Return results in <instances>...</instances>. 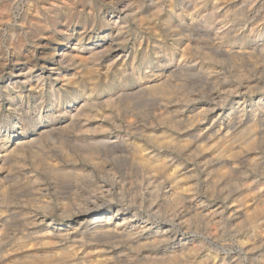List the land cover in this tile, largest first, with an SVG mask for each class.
<instances>
[{
	"label": "bare ground",
	"instance_id": "1",
	"mask_svg": "<svg viewBox=\"0 0 264 264\" xmlns=\"http://www.w3.org/2000/svg\"><path fill=\"white\" fill-rule=\"evenodd\" d=\"M138 4L135 5L131 0H117L118 12L116 18L114 15L111 20L118 31L123 28L122 24L126 23L128 16L143 25L144 22L153 21L150 18L154 17L150 15L152 12L144 13ZM200 6H207L212 16L222 14L225 18L236 11H242L243 16L246 10L248 18L240 19L241 22L226 23L220 19L222 23L225 22L222 24L220 21L213 22V19L206 24H195ZM193 10L187 15L189 17L186 21L181 19L185 21L184 24H169L171 51L161 55V47L153 49L157 57L154 63L148 53L143 66L146 70L134 82L135 85L128 82L124 85L126 88L115 93L113 84L108 82L103 88L99 84V88L92 85L89 91L74 89L69 110L66 108L61 111L68 117L67 123L61 128L70 132L67 134L69 143L72 141L74 146H82L78 142L79 138L88 137V141L95 147L92 151L97 150L98 154L111 158L110 162L106 160V164L101 162L105 165L101 168L108 170L111 169L110 163L120 166L121 162V168L125 167L129 171L135 169V172L138 170L142 174L140 189L135 190V198H127L131 185L124 175L118 177L111 172L113 177L108 179L103 174L97 179L93 175H86L85 179L95 180L91 190L83 187L80 181L74 180L72 183L70 180L71 183L66 184V193L73 202L75 200L73 205L65 200L59 203L53 213H32L26 206V200L20 199L23 198L20 191L39 178L34 171L25 167L28 165H25L22 155L27 148L33 157L38 147L35 150L32 146L40 141L38 138L45 134L47 136L54 129H60V126L54 124L51 129L44 127L36 130V136L22 137L24 130L19 125L21 127L6 131L0 138V264L10 263L6 262L5 253L1 250L8 228L14 231L20 229L23 235H27L20 237V241H24L22 245H15L16 264H264V0H195ZM97 44L89 42L88 46H84L78 40L61 43L52 52L49 63L42 68L38 66L40 69L34 66L33 70L23 62L15 65L7 78H4L3 87L7 92L12 89L31 91L36 88L38 91V87L44 85V74L55 83H60V86L69 78L73 85L72 80H75L77 73H70L69 67L82 62L80 65L83 66L84 61L92 60L98 54L102 58L103 73L114 72L117 63L123 72L126 71L130 58L126 59L132 54L126 53L123 45L113 39L107 46L106 43ZM162 56L169 59L166 65L161 62ZM223 60L229 64L231 62V69L233 64L241 68L238 67L239 79L230 80V69ZM89 70L93 79L101 72L96 66ZM96 73L98 75H94ZM76 80L75 83H78ZM89 82L88 85L91 84ZM195 84L201 86L199 91L195 90L198 89ZM191 86L195 89L191 90ZM57 91L54 90L56 101L60 99L61 92L59 89ZM95 92L98 95L106 93V101L115 105L108 111L97 114L94 111L93 118H87V114L82 119L83 109L88 105V99L96 95ZM124 96L142 108L139 110V105L130 104L132 108L125 111L123 116H117L122 107L114 101L122 100ZM142 105L147 106L149 114L142 111L145 108ZM46 113V117H49ZM91 154L89 152V158H93ZM70 159L72 161L73 157ZM18 166L24 176L19 170L22 176L17 174ZM53 166V169H60V165ZM258 166L263 170L256 174L253 169ZM75 167L76 164L72 167L74 172L87 171L86 168ZM65 170L63 175L67 176ZM238 179L239 187L236 185ZM234 185L236 190H233ZM82 193L83 199L81 197L82 200L78 201L77 197ZM11 194L21 197L13 200ZM196 217L204 219L208 224L205 228L208 236L220 241L218 250L224 251L222 255L204 249L207 236L201 239L195 233L193 238L185 237L191 230L192 218ZM159 221L161 225H158ZM12 247L6 249L10 251ZM229 247H237L238 252L229 254ZM16 249L23 252L19 254Z\"/></svg>",
	"mask_w": 264,
	"mask_h": 264
},
{
	"label": "rangeland",
	"instance_id": "2",
	"mask_svg": "<svg viewBox=\"0 0 264 264\" xmlns=\"http://www.w3.org/2000/svg\"><path fill=\"white\" fill-rule=\"evenodd\" d=\"M131 1L135 5L137 3H139L137 5L138 8H140L139 6H141L140 9L143 10V12L146 14H150L152 12L150 15H154V17L157 19H154V17L152 16L150 18H152L153 21L147 22V23L144 22V25H143L142 22H141L142 24L139 21L136 22L134 17L131 18L130 16H128L127 20L125 19L127 24L126 23L122 24V27L124 29L121 28L118 31L116 25L115 24L113 25V23H112L113 19L111 20V17H113L114 15H115L114 17L116 18V15L118 12L117 0H116V2H115V0H110V1L109 0H0V82H1V85H0V90H1L0 94L1 95L0 96L2 99L0 102V138L3 137V135H5L7 133L6 131H10V130L12 131L13 128H17V127L19 128L21 126L24 130L22 137L36 136V132L39 131L40 129H44V127L45 128L48 127L47 129H51L55 125L57 127L60 126V129H56V130L54 129V130H52V132L51 131H50V133L48 132L47 136H46V134L43 135L41 137L42 139L38 138V139H40V141L37 142L38 144L40 143L39 146L37 143L35 144V146H32L34 149L38 147L37 148L38 151L35 149L36 153H35V155H33V157H31L32 155L29 154L30 150L27 148L24 149V154L22 155V157H24V161L26 163L25 165H28V166H25V165L24 166L26 168L34 171L38 176L37 178H39V179L41 178V181H42L41 182L39 179L37 180V182L32 181L30 184L31 187L28 186L29 188L26 187V189H24L23 191H20L23 194V195H21L23 198H20V199L26 200V206L28 207V209L32 213H35V212L53 213L54 209L57 206H59L65 200H66L65 202H68V203L71 202L70 204L73 205L75 203V200L73 202V200L70 198L69 194L66 193V191L68 190V186H66V184L68 185L71 182L73 183L75 181H80V183L83 184V187H87L88 190L89 189L91 190V188H93L91 186H93V183L95 181V180H93V178L97 179V177L101 174H103L106 177V179H108L109 177H111V178L113 177L110 174L111 172L113 175L115 174L114 176L118 175V177H120V176L124 175V177H127L126 181L130 183L129 185H131V190L127 191V194H128L127 198L128 199L131 197L135 198V196H134V194H136L135 190L140 189V187H139L140 183L139 182L142 179V174H140V172L138 170H136V172L138 171L136 173L135 169H130V171H129V169H126L125 167L121 168L120 167L122 165L121 162H119L120 166H118V165L115 166L116 164L110 163L111 169L105 170L104 167H102L103 168L102 169L101 166H105L104 164L107 163L106 160L108 162H110L111 158L109 157V159H108L107 156L101 155L100 153L98 154L97 150L92 151L93 149H95V147L93 146V144H91V141H88L89 140V139H87L88 137H80L78 142L80 141V145H82V146H78V147L74 146V144L71 143L72 141L69 143L70 140L67 137L68 136L67 134L70 132L69 131L66 132L67 131L66 129L61 128L63 126V124L67 123V121H68L67 120L68 117L64 116V114H62L61 111H65L66 108H67V110H69L68 105H70V102H72V98L74 97V94H73L74 89L75 90H83V91L88 90L89 91V89H91L93 86H96L97 84H99V87L103 88L104 84L106 82H108L111 85L113 84L112 85V86H114L113 91L115 93V92L119 91L121 88H126V86H124V85L127 84L128 82L129 83L136 82L138 77H141L144 74V71L146 69L143 66H145L144 61H145L146 57L148 56L147 55L148 53L150 55L151 61L155 60V62L157 61V59H156L157 57L154 53L155 48L159 49L161 47L159 49L161 52V55H164V52H165V54H169L168 52L171 51V49H170L171 48V44H170L171 42L168 38L169 37V30H170L169 24H184L186 19H188V17H189V16H187V15H189V12L194 11L193 10V4L195 2V0H159V1L158 0H156V1L155 0H153V1L152 0H137V1L131 0ZM154 1L158 5V7H157V5H155ZM135 2H137V3H135ZM159 2H161V3L158 4ZM171 2H173V3H171ZM197 2H198V0H197ZM191 3H192V5H191ZM211 5H212V3H211ZM155 7H157V10ZM209 7H211V6L209 5ZM111 8H112V10H111ZM159 8H161L163 10H161ZM204 9L207 10V13ZM158 10L161 12H158ZM111 12L112 13L114 12L115 14H112ZM197 12H199V13H197L198 16L196 18L197 20H196L195 24H206L208 20L213 21V19H215L213 22L216 21L218 23H219L220 19L221 20L224 19L223 21H225L226 23H228L227 21H229V22H241L240 19H244V18L247 19L248 18L247 17L248 14H247L246 10L243 11V16H242V11H239V12L236 11L235 13L231 12L230 16L228 15L226 18L223 17L222 14H220L221 16L220 15L212 16V14L210 13L211 10H209V8H207V6H206V8L200 6L199 11H197ZM202 12H204V13H202ZM236 13H237V15H235ZM229 18H231V19H229ZM181 19H184L185 21L183 22V21H181ZM164 20H165V22H164ZM220 22L222 23V21H220ZM225 22H223V23H225ZM109 23H112V24H109ZM32 24H34V25H32ZM164 24H166V25H164ZM25 26H27V28ZM33 26H36V27H33ZM152 27H154V28H152ZM35 31H37V32H35ZM33 32H35V33L33 34ZM35 34L37 35V37ZM39 34H41V35H39ZM32 35H34V36H32ZM79 39H81V41ZM112 39L115 40V42L120 43V45H123L122 48H123V50L125 49L126 53L132 54L129 57H127V59H126V60H128L130 58L128 61L130 63L127 66L126 71H124V72L121 70L120 64L117 63L113 68L114 72L103 73L104 71L102 68V58L100 57L101 55L98 54L97 56L95 55V57H97V58L92 57V60L90 58V59L84 61L83 66L80 65V64H83V62H82L78 65L76 64V65H72L71 67H69L70 73L71 72L77 73L76 74L77 77L75 78V80L77 79L76 81L78 83H75V80L73 79L72 80V82L74 81L73 85L71 84V81L69 78L68 80L65 81L66 83L64 85H61L64 87H61L60 83H55V81L53 79H50L48 77V75L46 77V74H44V76H45V77L43 76L44 85L39 86L38 91L36 90L37 89L36 88L35 90H31V91H26V90L23 91L22 89H21L22 91L21 90L19 91L17 89H12L10 92H7L6 89L3 87L4 78H7V76L12 72L15 65L23 62V63L29 65L30 67H32L33 70L38 69L39 67L42 68V66L44 67L47 63H49L50 59L53 56V53L56 51L55 48L58 47L61 43H66L67 41L72 43V42H77V40H78V42H81L83 45L85 44L84 46H86L87 44L89 45V42H93L94 44L106 43V46H107L108 42L111 41ZM71 40H73V41H71ZM157 45H158V47H157ZM141 46H142V48H141ZM136 47H138V48H136ZM130 50H132V52H130ZM166 51H167V53H166ZM192 51H194V50H192ZM194 53H195V51H194ZM45 56H46V58H45ZM22 59H23V61H22ZM131 59H133L132 62L130 61ZM18 60H19V62H18ZM20 60H21V62H20ZM168 60L169 59L167 57H163L161 62H163L166 65L168 63ZM92 61H93V63H92ZM95 62L96 63L98 62V63L96 64ZM222 62L225 64V66L228 69H230V72H229V76H230L229 78H231L230 80L239 79V76H238V73H240V71L238 69L239 66H237V65L235 66L233 64L232 65L233 68L231 69V67H229L231 62H230V64L228 63V61H225V60H223ZM85 63H86V65H85ZM153 63H154V61H153ZM87 64H88V66H87ZM93 64H95V65H93ZM73 66H75V67H73ZM76 66H79L80 68L81 67L82 68L80 69ZM92 66L93 67L96 66L101 70L99 75L97 73L94 74V75H98V76H96V79L92 78V76H91L92 72L89 70V69H91V70L93 69ZM234 66H235V68H234ZM76 68H77V70H76ZM86 69L89 71H87ZM80 70L82 71L81 74H83V76H80L81 75V74H79ZM77 71H79V72H77ZM89 72L91 73V75ZM121 73H124V74H121ZM247 74H248V72H247ZM2 75H3V77H2ZM86 75H87V77H86ZM88 76H91V77H89V79H88ZM83 77H85L86 80H84ZM78 78H80V79H78ZM90 79H92V81ZM119 79L121 81L123 80V82H120ZM88 80L91 82V84ZM87 81L89 82L90 85L87 84L88 83ZM135 84L136 83H134V85ZM119 85H120V87H119ZM65 86H66V88H65ZM195 86H196V88L198 87V89H195L194 86H191L190 89L192 88V89H195L196 91H199L201 86H198L196 84H195ZM99 87L97 85L95 88H99ZM129 87H133V86H129ZM58 89L61 91L60 96H59L60 99H58L59 101L58 100L56 101L54 93L58 92L57 91ZM54 90H55V92H54ZM10 95H12V96H10ZM96 95L94 94L93 97L88 99L89 103L87 102L88 105L86 104V106L83 109V111L84 110L85 111L81 115L82 119L85 115L87 116V114L89 115L87 118H93L95 116V114L102 112V111H108L111 108H113V106L115 105L113 102H110V103L107 102L108 100L106 98L107 97L106 93L103 92V94H101L102 96L98 95V93H96ZM91 100H92V102H90ZM122 100L117 99L114 101L116 104L118 103V105L120 107H122L120 114L117 115V116L120 115V117L123 116L124 112L128 111L130 109V107L132 108V105L134 106V104L136 103L134 100H132L131 98H128L127 96H124V98L122 97ZM9 101H10V103H9ZM104 101H106V102H104ZM132 101H134V102H132ZM58 103H59V105H58ZM130 104H132V105L130 106ZM135 105H139V104H135ZM139 106H140V108L139 107L138 108L140 110L142 107H141V105H139ZM142 106L145 107L142 111H145V113H148L147 106L146 105H142ZM90 107L92 108L91 109L92 111L90 110L92 113L88 112L89 111L88 109H90ZM86 108H88V109L86 110ZM59 109H60V111H59ZM97 109H98V112H96ZM46 112H48L49 117H46V115H47ZM41 116H42V118H41ZM41 121H42V123H40ZM51 123H53V124H51ZM19 125H21V126H19ZM62 129L64 131H62ZM64 133H65V136L63 137ZM52 134L53 135L56 134L57 136L56 135L53 136ZM45 137H47L48 139ZM59 138L61 140H59ZM51 139L53 141H51ZM63 139H65V140H63ZM83 140H85V142ZM58 142H59V144H61L63 146L59 145ZM67 144H69L68 147H67ZM83 144H85V145H83ZM70 145H71V147H70ZM40 146H42L41 147L42 149L40 148ZM55 146H57V147L55 148ZM60 146H61V149H59ZM43 147L45 148V150L43 149ZM91 147H92V149H91ZM64 148H65V150H68V151L63 150ZM78 148H79V150H78ZM40 149L44 150V151H41ZM58 149L61 151L59 152ZM85 151H86V153H85ZM38 152H40V153L38 154ZM64 152L65 153L68 152V153L65 155ZM89 152L93 153V154H91L93 156V158H89V156H88ZM45 153H46V155H45ZM47 153H49V154H47ZM52 154H55V155H52ZM68 154H70L69 157L70 156L73 157L74 160L72 159V161H71V159H70L71 157L70 158L67 157ZM85 154H87V155H85ZM98 157L101 159H99ZM102 157L104 160L102 159ZM44 158H46V160ZM49 158H51V159H49ZM92 159H93V161H92ZM48 160L50 161V164H48L49 163ZM60 162H61V164H60ZM85 162H87V163L89 162V163L87 164ZM101 162L104 164H100ZM90 163H92V164H90ZM69 164H71V165H69ZM74 164H76L75 168H77V167L78 168L81 167L84 169L86 168L87 171L74 172L72 169ZM55 165H58V166L60 165L59 166L60 169L59 168L53 169L52 166L58 167ZM62 165L64 167L68 166V168L67 167L64 168ZM88 165H92V166L87 167ZM17 168H18L17 174H19L22 170L20 169V166H18ZM124 168L126 169V172L124 171ZM35 169H36V171H35ZM67 169H71V170H67ZM122 169H123V171H122ZM55 170L57 172H55ZM64 170H65V173H67V176H66V174H65V176L63 175ZM75 170H77V169H75ZM98 170H100V171L102 170V171L100 172ZM256 170H257V172H256ZM262 170H263V168L261 166L256 167L255 170L253 169V171L256 174L261 173L260 171H262ZM68 171H69V174H68ZM115 171H116V173H115ZM21 173H20V175H21ZM71 174L73 176L75 175L74 176L75 178L73 176H71ZM105 174H107V175H105ZM120 174H122V175H120ZM22 175L24 176V173H22ZM61 175H63V176H61ZM68 175H69V177H68ZM86 175H87V177H90V175H91V177H93V176H95V177L85 179ZM79 176H84V177L81 178ZM77 178H78V180H77ZM70 180H71V182H70ZM239 181L240 180L238 179L236 182L237 187L240 186ZM85 184H87L88 186ZM53 185L54 186L57 185V186L54 187ZM236 185H234V187H235L234 189L232 188L233 190H236ZM40 186H42L43 188ZM132 186H134L135 188ZM34 188H36V189H34ZM37 188H38V190H37ZM129 191H132V192H129ZM63 193H65V194H63ZM11 195L13 197L12 196H10V197H12L13 200L19 199L18 196L21 197L20 195H17V194H11ZM83 196H84V193H82L79 197H77L78 199L77 198L76 199L78 201H80L83 199ZM81 197H82V199H81ZM43 201H45V202L47 201L46 202L47 206L45 205V202L43 203ZM42 206H44V207H42ZM201 219L202 218L199 219V217L192 218V220L190 222L191 230L185 234V237L193 238V235L195 233L197 234L196 237L201 238V239L205 238L204 236H207L208 238L207 237L205 238L204 249L206 251H209L212 253H214V251H215V254L217 252V254L222 255L224 253V251L218 250V246L220 244V241L218 239L211 238L208 236V234L205 232V228H206V226H208V224H206L204 219L203 220H201ZM160 221L164 222L163 220H160ZM160 221L158 222V225H161V224H159ZM163 224L164 223H162V225ZM19 232L21 234H19ZM6 233L7 234L3 238L4 239L3 240L4 243L2 245L3 249H1V250H2V252L4 251L3 254L5 253L4 256H5L6 262H10L8 264H16L17 262H15L14 257H16L17 251H15L14 249L17 246H20L23 244L24 241H22L23 239H21V241H20V237H26L27 235L26 234L23 235L24 232H22L20 229H19V231L18 230L14 231L12 228H8ZM16 234H17V236H16ZM17 238H18L20 243L18 242ZM15 242H17L18 244ZM7 244H8V248L13 246L12 248H10V251L7 250L8 249L6 247ZM11 244H13V245L11 246ZM15 245H17V246H15ZM16 250L19 251V254H20V252H23L20 249H16ZM8 252H10V253H8ZM227 252L229 254L234 253V252L237 253L238 248L237 247H229L227 249ZM11 256H13V257H11ZM6 257H9V258H6ZM7 260H9V261H7ZM10 260H13V262Z\"/></svg>",
	"mask_w": 264,
	"mask_h": 264
}]
</instances>
